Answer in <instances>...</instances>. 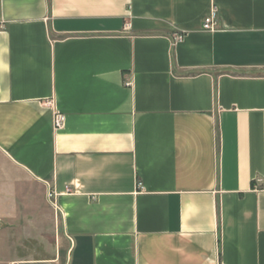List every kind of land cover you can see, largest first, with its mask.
Segmentation results:
<instances>
[{"label": "crops", "instance_id": "1", "mask_svg": "<svg viewBox=\"0 0 264 264\" xmlns=\"http://www.w3.org/2000/svg\"><path fill=\"white\" fill-rule=\"evenodd\" d=\"M28 182L12 264H264V0H0V211Z\"/></svg>", "mask_w": 264, "mask_h": 264}, {"label": "rangeland", "instance_id": "2", "mask_svg": "<svg viewBox=\"0 0 264 264\" xmlns=\"http://www.w3.org/2000/svg\"><path fill=\"white\" fill-rule=\"evenodd\" d=\"M26 187L27 193L21 197L24 204L19 210L0 211V264H12L25 257L45 258L52 252L51 243L34 241L36 233L43 230L45 235L50 229V219H47L48 212L44 207L46 195L40 192L37 184L28 182ZM36 220L42 223L41 230L36 229Z\"/></svg>", "mask_w": 264, "mask_h": 264}, {"label": "built area", "instance_id": "3", "mask_svg": "<svg viewBox=\"0 0 264 264\" xmlns=\"http://www.w3.org/2000/svg\"><path fill=\"white\" fill-rule=\"evenodd\" d=\"M217 15H218V9L216 8V6L212 5L210 7V10L208 12V14L203 18L202 24H201V29L205 32H209V33H214L217 30ZM129 26V25H128ZM128 26L126 25L125 28H128ZM184 38V35L181 33H175L172 37V43H178L181 42ZM126 85H130L129 83H126ZM64 125V116L62 114L56 113L53 117V126L54 128L60 129L62 128ZM72 190L67 187L66 188V193H71ZM53 195L51 192L47 193V197L51 198Z\"/></svg>", "mask_w": 264, "mask_h": 264}]
</instances>
